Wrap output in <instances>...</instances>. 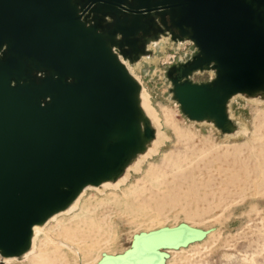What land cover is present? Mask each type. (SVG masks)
<instances>
[{
	"label": "water",
	"instance_id": "1",
	"mask_svg": "<svg viewBox=\"0 0 264 264\" xmlns=\"http://www.w3.org/2000/svg\"><path fill=\"white\" fill-rule=\"evenodd\" d=\"M167 33L197 49L168 71L183 112L235 131L230 99L264 97V0H0L1 257L23 256L36 224L145 152L156 130L120 55L135 63ZM204 70L214 76L191 79ZM199 235L144 232L97 264H161Z\"/></svg>",
	"mask_w": 264,
	"mask_h": 264
},
{
	"label": "rangeland",
	"instance_id": "2",
	"mask_svg": "<svg viewBox=\"0 0 264 264\" xmlns=\"http://www.w3.org/2000/svg\"><path fill=\"white\" fill-rule=\"evenodd\" d=\"M156 40L131 69L142 82L163 136L161 145L143 156L141 169H129L119 187L85 190L80 204L100 202L89 205L98 213L91 212L98 219L105 213L107 222L95 232L87 255L57 249L50 239L71 237L75 214L82 210L77 208L50 220L35 240L37 248L51 250V257L60 253L59 259L39 262L16 256L10 264H94L132 249L141 233L182 223L201 235L176 248H163L161 264H264V97L239 93L230 99L229 114L237 124L233 133L210 121L189 119L168 71L197 49L191 40H175L169 33ZM212 76L211 70H204L191 79L203 82ZM126 187L130 191L120 194ZM113 192L117 195L105 201ZM0 264L8 263L0 256Z\"/></svg>",
	"mask_w": 264,
	"mask_h": 264
},
{
	"label": "bare ground",
	"instance_id": "3",
	"mask_svg": "<svg viewBox=\"0 0 264 264\" xmlns=\"http://www.w3.org/2000/svg\"><path fill=\"white\" fill-rule=\"evenodd\" d=\"M157 42L158 40L156 39H152L150 41V43L148 44V49L151 48V46H156L157 45ZM120 58L125 62V64L127 65V67L129 68L130 72L139 80V82L142 84L141 80L133 73V70L131 69L132 65L134 64H131L132 62H130L129 59L127 58H124L122 55H120ZM212 72V75L214 76V71L211 70ZM239 94V93H238ZM259 95L257 96H248V97H258ZM259 98V97H258ZM141 103H142V106L143 108L145 109L147 115L150 116L151 119V122H152V125H154V123L156 124V127H157V130L155 131V137L150 140L147 144V149L145 150V152L139 154L137 156V158L127 167L126 171L124 172V174H122L121 176H119L116 180H106L104 181L102 184L100 185H88L86 186L82 191L81 193L79 194V196L64 210H61L55 214H53L52 216H50L48 218V220L44 223V224H36L34 226V234H33V241H32V246L31 248L23 255V257H26L28 258L29 260H36V259H40L39 262H42L44 260H49V262H52V261H56L57 259H59V255L60 253H55L52 257H51V250L49 249H41L40 247L37 248L36 247V244H35V240L37 238V235L42 232L43 230V227H45V225L52 219H57L58 218V215L62 214V213H68V212H71V211H74L75 209L77 208H82V210L79 212V213H76L75 214V219L76 220V223L73 224V234L71 235V237H58V238H53L51 237V243L54 244V247L57 248V249H64V248H67V249H71V251L73 253H75L76 255H87V250H90L91 247H93V242L91 243V241H93L94 239V236L97 235V233H95L96 231H99L100 228L102 227V223L103 224H106V214L103 213L101 216L100 219H98L96 216V214H92L91 211L95 212V213H98L96 212V210H93V208H91L89 205H93L91 203H100V202H97V201H89L87 202V200H84V204H80L81 201H83V199L81 200V197L82 195L84 194L85 190L87 188H91V187H95V188H101V187H119L121 183L125 182L126 179L129 177V174H127V171L131 168H135V170H138V169H141V163L143 161V156L144 157H148L150 156L153 152L157 151V148L159 145H161V140H162V134H161V131L157 125V122L156 120L153 119V111L150 109V106L148 104V101H147V96L145 95V92L144 90L142 89V92H141ZM202 121H207V120H202ZM159 124V123H158ZM235 131H237L235 129ZM233 131V132H235ZM231 132V133H233ZM140 158V159H139ZM177 167H173L171 166V170L173 169H176ZM153 171V170H150V172ZM160 178V177H159ZM157 180V179H156ZM155 180V182H156ZM154 185H157L156 183ZM133 188H135V186L133 185ZM130 191L129 188H123L122 189V193L120 194H126ZM143 191H146L143 190ZM114 194H109L106 196L105 198V201L116 196L117 193L113 192ZM145 193V192H144ZM96 206V204H95ZM105 217V218H103ZM102 219L103 222H102ZM163 228V227H161ZM160 228H157L155 230H158ZM151 231H154V229H152ZM204 233V232H203ZM109 239H106V243ZM54 241V242H53ZM190 241V240H189ZM108 245V248H111V245L110 243H107ZM17 259L16 256H9V257H4V260L10 264V261L11 260H15ZM102 259V258H101ZM100 261V259H99ZM98 260L94 263V264H97L99 262Z\"/></svg>",
	"mask_w": 264,
	"mask_h": 264
}]
</instances>
